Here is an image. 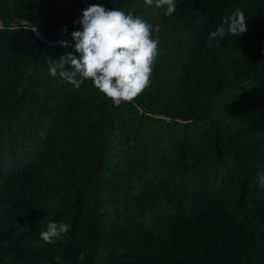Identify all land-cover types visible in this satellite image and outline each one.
I'll use <instances>...</instances> for the list:
<instances>
[{
  "label": "trees",
  "instance_id": "obj_1",
  "mask_svg": "<svg viewBox=\"0 0 264 264\" xmlns=\"http://www.w3.org/2000/svg\"><path fill=\"white\" fill-rule=\"evenodd\" d=\"M177 2L0 0V264H264V0ZM89 4L160 26L134 103L52 77L74 49L29 29L71 41ZM49 221L70 229L44 245Z\"/></svg>",
  "mask_w": 264,
  "mask_h": 264
},
{
  "label": "clouds",
  "instance_id": "obj_2",
  "mask_svg": "<svg viewBox=\"0 0 264 264\" xmlns=\"http://www.w3.org/2000/svg\"><path fill=\"white\" fill-rule=\"evenodd\" d=\"M145 5L160 8L166 6L165 15L171 16L177 0H144ZM80 28L71 32V41L58 43L74 49L60 58L49 61V73L59 76L79 89L85 81H91L100 93L115 105L134 103L151 85V76L158 56L159 24L153 26L145 19L125 12L118 7L106 8L103 4H89L82 15L73 21ZM0 21V29L3 28ZM38 30L35 25L31 28ZM67 33V28L63 29ZM247 31L246 17L240 8L222 16L208 39L219 41L226 35L241 36ZM74 41V43H73ZM258 183L264 185V173H258ZM40 221H38L39 223ZM70 225L49 221L39 232L44 245L63 240ZM81 252L79 259L83 260Z\"/></svg>",
  "mask_w": 264,
  "mask_h": 264
},
{
  "label": "built area",
  "instance_id": "obj_3",
  "mask_svg": "<svg viewBox=\"0 0 264 264\" xmlns=\"http://www.w3.org/2000/svg\"><path fill=\"white\" fill-rule=\"evenodd\" d=\"M0 21H3V20L0 18ZM3 25H4V23H3ZM12 27L13 26H9V28H12ZM32 27H33V25L30 26L29 29L33 33L34 37L37 38L40 42L47 44L49 46H55V45L59 44L58 43L60 41L59 39L52 38L51 36H49L40 26L35 25L36 29L38 30V34L36 31H33L31 29ZM3 28H5V25L3 26Z\"/></svg>",
  "mask_w": 264,
  "mask_h": 264
}]
</instances>
